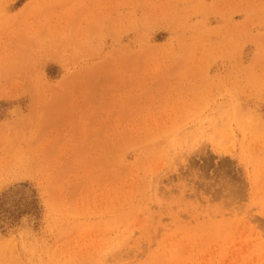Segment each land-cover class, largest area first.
<instances>
[{"label":"rangeland","instance_id":"obj_1","mask_svg":"<svg viewBox=\"0 0 264 264\" xmlns=\"http://www.w3.org/2000/svg\"><path fill=\"white\" fill-rule=\"evenodd\" d=\"M0 264H264V0H0Z\"/></svg>","mask_w":264,"mask_h":264}]
</instances>
